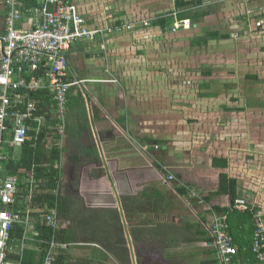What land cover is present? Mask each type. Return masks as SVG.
<instances>
[{"label": "crops", "instance_id": "1", "mask_svg": "<svg viewBox=\"0 0 264 264\" xmlns=\"http://www.w3.org/2000/svg\"><path fill=\"white\" fill-rule=\"evenodd\" d=\"M70 1L90 28L133 24L135 29L72 45L69 74L79 85L68 94L64 135L57 137L55 125L45 127L49 131L42 142L44 155L49 157L55 144L63 147L56 165L68 210L67 217H61V229L73 230L75 237L60 252L66 256L64 264H218L210 236L214 215L237 211L230 208L234 198L246 200L247 211L264 216V0ZM179 1L185 6L179 8ZM5 17L1 0L0 37L5 33ZM161 19L166 20V29L176 27L179 39H188V46L201 54L214 50L223 59L233 57L236 75H228L219 87L200 86L216 89L201 94L202 98L225 104L221 109L227 114L231 138L224 132L217 140H208L209 134L196 138L195 133L204 129L179 124L174 114L177 104L172 106V99L162 96L155 76L143 74L144 64L132 65L137 63L125 57L133 50L132 38L144 40L152 31V37L158 38L166 30L154 25ZM185 21L190 26H184ZM260 21L263 26L257 28ZM209 32L221 38L195 47ZM1 48L0 44V55ZM119 70L126 72L124 76L118 75ZM88 84L92 88L85 91ZM174 95L178 97V92ZM233 96L234 102L229 101ZM51 116L55 119V110ZM22 152L23 148H14L12 160L19 161ZM36 167L22 175L4 170L0 174L2 179L15 176L22 190L28 188L14 209L29 216L34 226L42 222V209L34 199L29 201L28 190L33 186L36 197L35 189L48 182L42 177L35 183ZM169 174L176 181L167 182ZM124 198L132 199L130 213L123 207ZM114 211L120 220L109 219L108 232L99 230L103 224L97 222ZM237 212L242 216L246 211ZM229 222L234 240L248 242L237 264H259L246 255L252 249L253 222L239 216Z\"/></svg>", "mask_w": 264, "mask_h": 264}, {"label": "built area", "instance_id": "2", "mask_svg": "<svg viewBox=\"0 0 264 264\" xmlns=\"http://www.w3.org/2000/svg\"><path fill=\"white\" fill-rule=\"evenodd\" d=\"M4 4L5 33L0 37V161L5 160V145L22 148L31 140L32 129L36 135L43 131L46 118L39 114L38 104L33 99L39 91H47L53 96L57 134L64 135L68 93L79 85V81L69 74L72 45L80 40L104 39L135 29L133 24L90 28L79 7L70 0H35V5L31 6L24 0H4ZM183 25L188 26L189 22L185 21ZM262 26L263 21L256 24L257 28ZM154 149L158 150L159 146ZM162 170L166 168L162 167ZM174 181L176 178L169 174L167 182ZM60 187L55 190L56 198L61 195ZM27 189L19 187L15 176L0 178V264H10L11 232L15 226L24 229L19 241L22 256L33 243L44 242L47 248L43 264H57L60 252L69 246L56 237L61 229L58 201L42 213V224L52 231L51 239L37 240L38 231L29 216L13 209L20 194ZM28 191V199L32 202L35 198L33 186ZM248 207L247 201L241 199L235 200L230 208L244 212ZM254 226L251 251L258 263L264 264V216L261 213L254 214ZM210 236L214 240L218 264H237L234 259L239 255V247L229 233L227 214L214 215Z\"/></svg>", "mask_w": 264, "mask_h": 264}, {"label": "rangeland", "instance_id": "3", "mask_svg": "<svg viewBox=\"0 0 264 264\" xmlns=\"http://www.w3.org/2000/svg\"><path fill=\"white\" fill-rule=\"evenodd\" d=\"M1 14L3 15V12ZM183 28L180 27L179 30H183ZM190 29H193L192 25ZM1 33L2 29H0ZM153 34L154 31L149 33L144 40L132 38L130 44H132L133 50H130L129 55H127L126 51L125 57L137 63L132 65L144 64L145 67L141 68H144L143 74L155 76L157 86H161V90L165 94L162 96L172 99V106L175 103L177 104L178 108L173 110L179 124H186L189 128L196 126L204 129L200 132L201 134L195 133L196 138L199 135H202V138H206L205 134H209L208 140H217V137L221 136L223 132L224 136L231 138L229 135L230 129L227 125L228 121L226 122L227 114H223L221 109V106L225 104L219 100L207 101L202 98L201 94L216 89L202 90L200 86L210 83L219 87L222 85L221 80H228V75H236L234 72L238 68L236 69V64L233 65V57L231 59H223L218 57L214 50H210V55L201 54L200 49L188 46V39H179L182 36L177 34L176 27L161 32L159 39L153 38ZM149 55L151 57L148 58ZM122 73L126 72L119 70L118 75L120 77L124 76ZM123 79L125 81V78ZM230 80L233 81L235 79L231 78ZM230 84L234 83L231 82ZM91 85L93 84H88L85 91H90ZM167 91L171 92L172 96H167L169 94ZM173 92H178V97L173 96ZM167 98H164V100ZM232 98L235 97H231L229 101L234 102ZM161 103L166 106L163 100ZM226 106L228 105L226 104ZM192 110H196V112L192 113ZM52 112H54V109H52ZM230 116H233V113ZM223 124L226 125V130ZM246 133L250 135V132ZM238 136L242 138L244 135L240 134ZM145 260L148 259L145 258Z\"/></svg>", "mask_w": 264, "mask_h": 264}, {"label": "trees", "instance_id": "4", "mask_svg": "<svg viewBox=\"0 0 264 264\" xmlns=\"http://www.w3.org/2000/svg\"><path fill=\"white\" fill-rule=\"evenodd\" d=\"M24 1L28 6L35 5V0H24ZM177 6L180 8V7H184L185 4L184 2L179 1L177 2ZM154 25L159 26L162 29L168 28L167 22L165 19L159 20L158 23H155ZM219 38H221V36L217 32H209L204 36V38L197 40L194 46L203 47L207 45L209 40H217ZM33 99H35V101L38 104L39 114L44 115L46 118L43 131L38 135H36V131L30 132V136L32 139L28 141L27 144L22 147L23 152L21 154V158L17 162H14L12 160V157L10 156V153L13 151V149H11L8 145H5L4 150H5V154L8 157L6 156V159L4 161L3 160L0 161V165L2 166V170H4L5 172H8L9 174L13 173V174H20V175H22L21 173L25 170L27 172H30L32 167H36L38 165V167L33 169L34 174L36 176L35 183H38L42 177L48 179V182L46 183V186H42V184H40L39 188L37 187L35 189L37 190L36 191L37 195L34 198V204L38 205L39 208L42 209V213H43L44 209L46 211V209L52 208L55 205V202L57 200L58 205H59L60 216L64 218V217H67V211H68L66 203L64 201L65 197H62L61 195H59V197L56 198L55 196V190L61 185V182H62L61 181V176H62L61 169L58 168L56 165H58V162L60 161V157L62 156L63 147H60L59 144L58 145L55 144L49 150L50 156L46 157V155H44L45 148L42 144L43 140H45L46 135H48L49 130H47L46 128L54 127V125H56V120L53 119L51 116L52 109H55L56 107V102L53 99V96L47 93V91H39L38 93L33 95ZM42 157L47 160L42 161ZM40 163L42 164L48 163L49 165L44 166ZM232 182L235 183L234 180ZM45 191L47 192L43 193ZM234 201H235L234 198H232L231 204H233ZM131 203H132L131 198L123 199V207L129 213L132 212L131 211L132 207L130 206ZM15 207H16V204L13 206V209ZM14 211L16 210L14 209ZM113 213L114 214H112L111 217L108 216L106 218L107 220L103 216L101 217L100 222H97L94 219L90 220V222L95 225H96V222L97 224L102 223L103 225L100 226L101 228H99V230L103 232L107 230L108 232L109 231V219L115 223H117L116 221L120 220L119 213L117 211H114ZM254 214L251 211H246L241 216L239 215L237 211H234L233 213L228 215V222H229L230 217L239 216L244 221L253 222L252 224V230H253L255 229L254 218H253ZM22 215L24 216L25 213H22ZM35 215H39V213ZM35 228L38 231L37 240L49 241L51 239L52 231L47 226L42 224V222L37 223ZM229 233L231 236L233 237L235 236L234 231H233V226L230 224V222H229ZM23 235H24V229L22 227L15 226L13 228L11 232V237H12V242H13V243L11 242V244H13V252H10L8 255L9 263L10 264H19V263L21 264H43V261L46 255L47 245L44 242L37 241L33 243L30 248L25 249L23 252V256H22L21 250L19 247V241L23 237ZM56 237L58 241L62 243L68 244V243H71L72 241H75L73 230L60 229ZM234 243L235 245L239 246V252H240L239 255L234 259L236 261L240 257V254L244 253V248L248 245L247 244L248 242L237 243L234 240ZM246 255L250 259L253 257L255 258L252 251H250V253H246ZM64 263H66V256L65 254H60V256L58 257L57 264H64Z\"/></svg>", "mask_w": 264, "mask_h": 264}, {"label": "flooded vegetation", "instance_id": "5", "mask_svg": "<svg viewBox=\"0 0 264 264\" xmlns=\"http://www.w3.org/2000/svg\"><path fill=\"white\" fill-rule=\"evenodd\" d=\"M61 146H63V141H62V144H61Z\"/></svg>", "mask_w": 264, "mask_h": 264}, {"label": "clouds", "instance_id": "6", "mask_svg": "<svg viewBox=\"0 0 264 264\" xmlns=\"http://www.w3.org/2000/svg\"><path fill=\"white\" fill-rule=\"evenodd\" d=\"M57 137H58V134H57Z\"/></svg>", "mask_w": 264, "mask_h": 264}]
</instances>
